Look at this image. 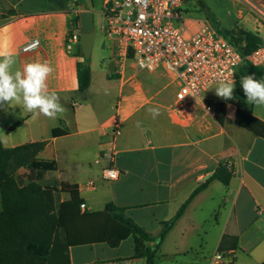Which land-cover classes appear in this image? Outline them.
I'll return each mask as SVG.
<instances>
[{
    "label": "crops",
    "instance_id": "obj_1",
    "mask_svg": "<svg viewBox=\"0 0 264 264\" xmlns=\"http://www.w3.org/2000/svg\"><path fill=\"white\" fill-rule=\"evenodd\" d=\"M85 1L0 0V52L13 53L11 71L48 61L53 68L48 88L57 92L65 109L53 120L26 112L15 101L0 108L4 147L45 142L39 157L55 161L57 170L46 174L43 184L57 189L61 183L76 185L88 212L103 211L109 203L127 208V215L153 237L208 183L167 235L155 264H264V138L236 122L239 108L264 122V105L245 104L236 87V100L227 105L206 95L210 87L202 102L179 101L173 75L163 68L139 71L133 59L121 66L115 42L104 35L99 50L105 52L106 81L98 82L90 64L91 86L79 94L77 66L84 57L79 44L72 51L67 45L80 13L93 12ZM197 2L215 15L222 29H244L264 41V21L254 11L264 8V0ZM187 21L190 32L211 24L202 15ZM33 40L39 47L23 52ZM207 105H213L214 113L206 111ZM150 107L160 110L155 119ZM117 121L121 135L115 164L122 175L108 182L102 178L106 163L98 160L109 147L105 131ZM220 165L233 172L229 185L212 180ZM18 174L29 172L21 169ZM60 198L66 201L69 195L61 193ZM225 236L237 238V247L218 261ZM134 247L133 237L117 248L73 247L71 264H146L145 258H133Z\"/></svg>",
    "mask_w": 264,
    "mask_h": 264
},
{
    "label": "trees",
    "instance_id": "obj_2",
    "mask_svg": "<svg viewBox=\"0 0 264 264\" xmlns=\"http://www.w3.org/2000/svg\"><path fill=\"white\" fill-rule=\"evenodd\" d=\"M202 9L215 30L244 58L237 71L236 88L242 90L240 78L244 75L255 74L257 79L264 77V69L253 66L246 59L264 45L263 39L257 33L240 28L222 29L215 15L204 5ZM86 62L90 63V60L84 59L77 66L78 93L81 95L89 90L92 83L91 67H86ZM236 96L237 91L234 90L233 99L227 100L225 105L234 103ZM236 122L264 138V122L252 112L239 108ZM45 146V142H36L6 148L0 139V264H71L73 247L106 244L117 248L130 237L135 241L133 258H145L146 264H155L167 235L193 198L208 184L199 187L175 217L162 223L159 235L153 237L127 215V208L109 203L103 211H82L84 201L76 185L61 183V188L57 189L43 184L44 176L57 170L55 161L39 157ZM21 169H26L29 174L19 175ZM232 177L233 172L220 165L212 180L229 185ZM61 193L68 194L69 199L61 201ZM236 247L237 238L225 236L219 253H227Z\"/></svg>",
    "mask_w": 264,
    "mask_h": 264
},
{
    "label": "built area",
    "instance_id": "obj_3",
    "mask_svg": "<svg viewBox=\"0 0 264 264\" xmlns=\"http://www.w3.org/2000/svg\"><path fill=\"white\" fill-rule=\"evenodd\" d=\"M182 6L183 0H103L102 34L115 42L121 66L127 59H133L139 71L155 72L163 68L179 85V101L202 102L204 93L219 79L236 83L244 58L211 24L206 23L196 32H190ZM254 11L264 21V10L255 7ZM80 35L81 21L77 20L68 38V51L80 45ZM39 44L38 40H33L24 45L22 51L33 52ZM246 59L253 66L264 69V45ZM205 109L214 113L213 105ZM120 135L118 121L105 131L109 147L98 163H106L102 178L108 182L117 181L122 175L115 164ZM109 170L118 171L117 179L106 177ZM88 185L93 187L94 182ZM81 209L85 211V204ZM228 254L231 256L233 252ZM215 258L220 261L224 257L218 253Z\"/></svg>",
    "mask_w": 264,
    "mask_h": 264
},
{
    "label": "clouds",
    "instance_id": "obj_4",
    "mask_svg": "<svg viewBox=\"0 0 264 264\" xmlns=\"http://www.w3.org/2000/svg\"><path fill=\"white\" fill-rule=\"evenodd\" d=\"M14 64L12 52H0V108L15 101L22 104L26 112L42 114L53 120L64 113L59 95L48 88L47 80L53 72L48 61L27 63L13 73ZM240 85L248 104L264 105V77L257 79L255 74L244 75L240 78ZM235 87L234 81L221 78L216 84L215 94L223 100H232ZM147 111L153 119L160 115L157 107H150ZM106 177L115 180L118 171L109 170Z\"/></svg>",
    "mask_w": 264,
    "mask_h": 264
},
{
    "label": "rangeland",
    "instance_id": "obj_5",
    "mask_svg": "<svg viewBox=\"0 0 264 264\" xmlns=\"http://www.w3.org/2000/svg\"><path fill=\"white\" fill-rule=\"evenodd\" d=\"M85 1V0H84ZM86 4L92 9L94 13V25H95V31H96V42L94 45V50L90 58V64H93L94 74L96 79L99 81H102L103 83L106 81L104 74L106 72V67L103 64V56L105 55V52H101L99 50V44L100 40L103 37L102 34V26L104 24V17L102 15L103 12V0H86ZM261 8V7H260ZM1 6H0V12H1ZM264 10V8H261ZM182 12L185 18L192 19L199 17L200 15L204 16V11L202 9V4L197 2V0H183V6H182ZM79 48V47H76ZM215 85L210 86L208 93L206 94L209 98L212 100H222L221 98H218L215 94ZM242 102H244L247 105L246 97L244 94H241ZM82 100V98H81ZM212 102V101H211ZM227 105V104H226ZM61 199V198H60Z\"/></svg>",
    "mask_w": 264,
    "mask_h": 264
},
{
    "label": "water",
    "instance_id": "obj_6",
    "mask_svg": "<svg viewBox=\"0 0 264 264\" xmlns=\"http://www.w3.org/2000/svg\"><path fill=\"white\" fill-rule=\"evenodd\" d=\"M80 21H81L80 47L84 59L88 61L91 58L97 37L95 31V25H94L93 12L91 11L81 12ZM86 67H90L89 62H86Z\"/></svg>",
    "mask_w": 264,
    "mask_h": 264
}]
</instances>
